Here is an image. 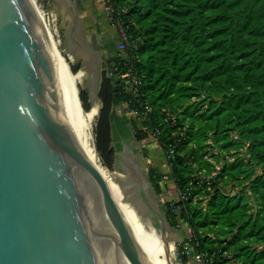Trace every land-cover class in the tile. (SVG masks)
I'll return each mask as SVG.
<instances>
[{"label": "trees", "instance_id": "16d2710c", "mask_svg": "<svg viewBox=\"0 0 264 264\" xmlns=\"http://www.w3.org/2000/svg\"><path fill=\"white\" fill-rule=\"evenodd\" d=\"M109 3L110 23L130 46L111 58L115 73L101 83L97 150L112 167L114 154L132 139L159 131L165 154L170 144L178 150L177 184L201 198L167 202L171 226L187 220L202 249L214 254L212 264H264V0ZM129 67L142 81L128 103L134 118L118 111L129 99L120 79ZM80 97L89 111L87 93ZM141 102L152 107L142 127ZM217 166L218 175L204 178ZM163 175L149 173L158 193Z\"/></svg>", "mask_w": 264, "mask_h": 264}, {"label": "water", "instance_id": "95a60500", "mask_svg": "<svg viewBox=\"0 0 264 264\" xmlns=\"http://www.w3.org/2000/svg\"><path fill=\"white\" fill-rule=\"evenodd\" d=\"M115 173L180 264L168 244L174 229L125 147ZM0 264H157L80 138L35 0H0Z\"/></svg>", "mask_w": 264, "mask_h": 264}, {"label": "rangeland", "instance_id": "374dc122", "mask_svg": "<svg viewBox=\"0 0 264 264\" xmlns=\"http://www.w3.org/2000/svg\"><path fill=\"white\" fill-rule=\"evenodd\" d=\"M110 1L111 0H88V5H86L87 10L84 12L83 15L81 14L82 12L79 14L80 29L76 30L72 36V29H74V24L73 15L71 13L72 9L68 3V0H35L41 14L43 13L42 15L44 17L45 23L52 31L56 33V37L60 42V48L64 51V54L67 57L71 56V58L73 56L71 63L72 71L74 73H77L78 71L83 70L84 81L81 85L80 90L85 91L87 93L89 103L92 106L97 102L100 106V109L102 106L100 99L101 83L105 75L110 76L112 75V73H115V70H112L114 64L110 62V59L115 55V53L113 52L112 54H109L110 59H108V55L106 53H103L102 59L97 65L94 66L92 58L88 55L87 51L82 49L75 42L74 37L78 38L80 41H83L85 44L90 43V35L87 36L86 32L93 34V36H97L99 40H102L104 37H108L111 39L112 37H116V52H121L119 49V44L122 40V37L120 35L118 25H111L110 23L112 19V9L111 12H109V10L107 9L109 4L108 2ZM125 54H127V52L123 53V55ZM74 69H76V71H74ZM84 111L86 110L84 109ZM118 111L119 113L127 114L130 118H134V116H137L136 112L131 111L125 105L118 107ZM143 120L144 118L137 117V122L140 127L143 126L141 122ZM95 128H97V123ZM94 134L96 135V129L94 131ZM125 149L127 151L128 165L131 162L132 168L137 174V176H140L141 178H144V181H147V183L149 184L148 187L150 190L154 207L166 216V211L162 210V207L166 205L169 200V197L173 195V192L167 191V182H163L161 180V183L163 185V192L158 193L149 179V173L151 170H155L160 174H167L168 168L165 149L162 147L160 142L155 139L154 135H151L144 141L132 139V143L127 144V146H125ZM214 151L217 152V149H214ZM98 156L100 164L108 173L110 179L113 181L114 189L115 191H117V188L118 186L120 187V185L115 173L116 153L114 154L112 160V167H109L105 163L99 151ZM231 158L235 159V156L232 155ZM120 196L123 203L129 204L127 202H124V195L122 192L120 193ZM206 203L207 201H205L203 205L205 206ZM137 213L139 212L137 211ZM173 229V253H175V256L178 259L179 263L202 264V261H199L197 258L194 257H190L189 260H183L184 263H182V258L180 255H182L183 252L180 251L179 244L188 236V231H191V229L186 225V223L181 225L179 228L173 227Z\"/></svg>", "mask_w": 264, "mask_h": 264}, {"label": "bare ground", "instance_id": "6f19581e", "mask_svg": "<svg viewBox=\"0 0 264 264\" xmlns=\"http://www.w3.org/2000/svg\"><path fill=\"white\" fill-rule=\"evenodd\" d=\"M48 29L60 60L62 81L64 85L69 113L80 135L81 140L83 141L89 154L94 158L97 165L107 176L116 198L118 199L120 205L127 214L137 235L139 236L141 242L143 243L147 251L150 253V255L153 257L157 264H171L168 260L165 244L162 238L146 227L141 215L137 213V210L132 205L125 204L122 202L120 196V193L122 192L120 190L121 188L118 186L117 191H115L113 181L110 179L108 173L100 164L97 146L95 142L96 135L94 134V131L96 129V123L98 122L97 119L99 116L100 106L97 102H94L95 104L89 111L82 110L80 102V89L84 81V72L83 70L78 71L77 73H74L72 71L71 63L73 56L71 58V56L67 57L64 54V51L60 48V42L56 37V33L52 31L49 27ZM138 177L141 181H144V178H141L140 176ZM123 200L124 202H127L125 197L123 198ZM168 244L170 251L173 252L174 243L173 241H171V239L168 240Z\"/></svg>", "mask_w": 264, "mask_h": 264}, {"label": "built area", "instance_id": "2783aa9c", "mask_svg": "<svg viewBox=\"0 0 264 264\" xmlns=\"http://www.w3.org/2000/svg\"><path fill=\"white\" fill-rule=\"evenodd\" d=\"M107 1V0H106ZM109 3V2H108ZM109 12H111V5L110 3L108 4ZM112 13V12H111ZM129 43L126 38L121 40L119 44V49L123 53L127 52V49L129 48ZM120 79H121V87L122 90L129 96L128 101L124 103L125 106L128 107V103L131 102L136 98V96L139 95V91L141 89V78L138 76L137 72L132 68L129 67L125 72L120 74ZM141 105L144 106V111L142 112V117L146 118L147 115L151 112L152 107L148 105L147 103H140ZM123 105V106H124ZM167 123L173 118L171 117V114L167 112ZM159 133V131H157ZM157 133H152L151 135H154L155 139L158 140V134ZM212 153H217L216 151H212ZM178 150L175 145L170 144L168 145L167 148V174L163 175L162 181L167 182V191L173 192V195L169 197L168 202H187L190 201L192 198L193 201L197 202L199 198L196 195H193V187H187L185 189H182L180 185L177 184L175 178L172 175L173 171V159L177 156ZM209 154V155H210ZM206 156L210 161H213V159L210 156ZM220 166H217V170L212 172V175L205 176L204 178H207L208 180L213 178L214 176L218 175L219 173ZM210 183V181H208ZM208 190H212V187L210 184H208L207 187ZM183 224L186 223V225L191 229V231H188V236L179 244V249L180 251L183 252L180 258V260L183 262V260H189L190 257L197 258L199 261H202V264H212L214 262V254L202 249L201 247V242L199 240L198 235L195 233V231L189 226L187 223V220H182ZM182 224V225H183ZM178 260V259H177ZM237 264V263H235Z\"/></svg>", "mask_w": 264, "mask_h": 264}, {"label": "flooded vegetation", "instance_id": "af4514ba", "mask_svg": "<svg viewBox=\"0 0 264 264\" xmlns=\"http://www.w3.org/2000/svg\"><path fill=\"white\" fill-rule=\"evenodd\" d=\"M68 3L72 9V15H73V28L72 29V36L76 30L80 29V13L83 15L84 12L87 10L88 0H68ZM79 11V12H78ZM87 28V27H85ZM86 35H90V43L85 44L83 41H80L78 38L74 37L75 42L85 51H87L88 55L92 58V62H94V66L99 63V61L102 59L103 53H106L109 58V54H112L113 52L116 54V48H117V38H108L104 37L102 40H99L97 36H93V34H90L89 32H86ZM111 62V59H110ZM93 66V67H94ZM132 140L128 143L131 144ZM127 145V144H126ZM125 145V146H126ZM124 146V147H125Z\"/></svg>", "mask_w": 264, "mask_h": 264}]
</instances>
